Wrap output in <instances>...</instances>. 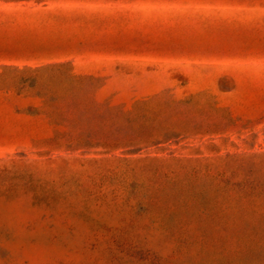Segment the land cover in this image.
Segmentation results:
<instances>
[{"label":"rangeland","instance_id":"obj_1","mask_svg":"<svg viewBox=\"0 0 264 264\" xmlns=\"http://www.w3.org/2000/svg\"><path fill=\"white\" fill-rule=\"evenodd\" d=\"M0 264H264V0H0Z\"/></svg>","mask_w":264,"mask_h":264}]
</instances>
